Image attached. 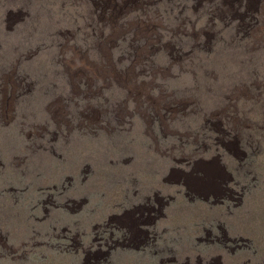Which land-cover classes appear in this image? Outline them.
Instances as JSON below:
<instances>
[{"label": "rangeland", "instance_id": "374dc122", "mask_svg": "<svg viewBox=\"0 0 264 264\" xmlns=\"http://www.w3.org/2000/svg\"><path fill=\"white\" fill-rule=\"evenodd\" d=\"M231 260L264 264V0H0V264Z\"/></svg>", "mask_w": 264, "mask_h": 264}, {"label": "bare ground", "instance_id": "6f19581e", "mask_svg": "<svg viewBox=\"0 0 264 264\" xmlns=\"http://www.w3.org/2000/svg\"><path fill=\"white\" fill-rule=\"evenodd\" d=\"M36 125V124H35ZM39 126V125H38ZM41 128H42V125H41ZM44 129V128H43ZM41 135V134H40ZM39 135V136H40ZM38 136V135H37ZM42 136V135H41ZM34 138H36V137H34ZM38 139V138H37ZM40 141H41V139H40ZM40 141H38V143H40ZM42 144V143H41ZM37 145H40V144H37ZM37 145H35V146H37ZM53 147V146H52ZM53 149V148H52ZM55 151V150H54ZM52 196V195H51ZM109 196V195H108ZM51 199V198H50ZM53 201V200H52ZM51 202V201H50ZM157 202V201H156ZM136 204V203H135ZM52 205V204H51ZM137 205V204H136ZM186 206V205H185ZM140 208V207H139ZM128 212V211H127ZM126 214H128V213H126ZM38 219V218H37ZM110 227V226H109ZM119 228V227H118ZM206 230V229H205ZM212 230V229H211ZM208 231V230H207ZM206 231V232H207ZM208 233V232H207ZM212 233V232H211ZM215 234V233H214ZM218 234V233H217ZM232 234H233V232H232ZM215 236V235H214ZM201 237V236H200ZM205 237V236H204ZM207 237V236H206ZM235 237V236H234ZM192 238V237H191ZM195 238V237H194ZM209 238V237H208ZM207 238V239H208ZM237 238V237H236ZM104 239V238H103ZM221 239V238H220ZM239 239V238H238ZM248 239V238H247ZM196 240V239H195ZM200 240V239H199ZM210 240V239H209ZM212 240V239H211ZM222 240H223V238H222ZM244 240V239H243ZM233 241H234V239H233ZM200 242V241H199ZM217 242V241H216ZM231 242V241H230ZM244 242V241H243ZM249 242H251V240L249 241ZM210 243V242H209ZM245 243V242H244ZM194 245V244H193ZM197 245V244H196ZM235 245V244H234ZM252 245V244H251ZM123 246V245H122ZM129 246V245H128ZM207 246V245H206ZM246 246V245H245ZM235 247V246H234ZM91 248V247H90ZM93 248V247H92ZM123 248V247H122ZM125 248V247H124ZM195 248V247H194ZM245 248V247H244ZM146 249V248H145ZM204 249V248H203ZM211 249V248H210ZM231 249V248H230ZM247 249V248H246ZM92 250V249H91ZM233 250H235V249H233ZM191 251V250H190ZM91 252V251H90ZM144 252V251H143ZM88 253V252H87ZM89 254V253H88ZM196 255V254H195ZM200 255V254H199ZM198 255V256H199ZM43 256V255H42ZM197 256V255H196ZM218 256V255H217ZM217 256L215 257V258H217ZM222 256V255H221ZM235 257V256H234ZM244 257V256H243ZM25 258V257H24ZM88 258V257H87ZM91 258V257H90ZM189 258V257H188ZM212 258H213V256H212ZM219 258V257H218ZM217 258V259H218ZM89 259V258H88ZM87 259V260H88ZM101 259V258H100ZM200 259V258H199ZM89 260H91V259H89ZM219 260V259H218ZM105 261V260H104ZM103 261V262H104ZM198 261V260H197ZM202 261V260H201ZM201 261H198V262H201ZM223 261V260H222ZM221 261V262H222ZM98 263H99V261H97ZM109 262V261H108ZM193 262V261H192ZM196 262V261H195ZM189 263V262H188ZM216 263V262H215ZM231 263H232V260H231ZM237 263H238V261H237ZM240 263V262H239ZM196 264V263H195ZM200 264V263H199ZM211 264V263H210ZM214 264V263H213ZM233 264V263H232ZM242 264V263H241Z\"/></svg>", "mask_w": 264, "mask_h": 264}, {"label": "clouds", "instance_id": "9594fccd", "mask_svg": "<svg viewBox=\"0 0 264 264\" xmlns=\"http://www.w3.org/2000/svg\"><path fill=\"white\" fill-rule=\"evenodd\" d=\"M17 126H19L18 124H17ZM20 126H21V124H20ZM29 141H32L31 139L29 140ZM34 145H37V143L35 142V144H29L28 146H30V147H33ZM34 148V147H33ZM33 148H31V150L33 149ZM34 150V149H33ZM37 151H38V149H37ZM26 205H27V203H26ZM29 206L30 205H27V207L29 208ZM32 207V206H31ZM33 208H34V206H33ZM32 209V208H31ZM30 209V210H31ZM30 211H28V213H29ZM29 214H26V216L25 217H27ZM30 216V215H29ZM68 231H71V230H68ZM48 238H51L52 236L51 235H49V236H47ZM60 239V238H59ZM47 246H55V244H49L48 242H47V244H46ZM34 246V245H33Z\"/></svg>", "mask_w": 264, "mask_h": 264}]
</instances>
